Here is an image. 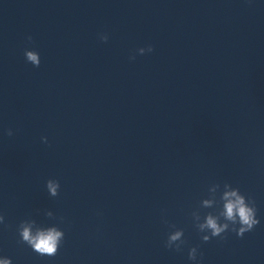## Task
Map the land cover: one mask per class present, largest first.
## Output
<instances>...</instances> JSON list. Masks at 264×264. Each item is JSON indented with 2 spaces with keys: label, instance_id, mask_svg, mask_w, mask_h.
<instances>
[{
  "label": "clouds",
  "instance_id": "clouds-1",
  "mask_svg": "<svg viewBox=\"0 0 264 264\" xmlns=\"http://www.w3.org/2000/svg\"><path fill=\"white\" fill-rule=\"evenodd\" d=\"M101 42H107L109 36L107 33L98 34ZM27 41L32 43L33 37L29 35ZM154 51V46L148 44L145 47L137 49L138 54H150ZM24 57L26 62L33 67L39 68L41 58L38 51L25 48ZM130 59L134 60L135 55ZM6 135L11 137L14 132L11 128L6 129ZM41 141L48 143L47 137H41ZM45 187L51 197L59 195L60 183L57 179L50 178L45 182ZM213 209L201 215V210ZM257 207L254 199L243 194L238 187H233L225 182L222 186L219 183L213 184L208 189L207 198L200 201L199 208L191 213L194 226L199 233H202V241L208 242L212 238H224L226 232H234L238 237H243L246 233L251 232L260 223L257 217ZM45 215L55 219L51 211H46ZM63 222V217L59 218ZM168 224L167 220H164ZM0 225H6L5 216L0 213ZM174 229L167 234L165 247L180 252L187 243L184 239L183 229L177 228L174 224L168 225ZM19 243L27 245L40 256H55L65 239V232L57 225L42 226L37 224L36 220L26 218L19 222L17 226ZM188 259L198 262V249L191 247L188 250ZM0 264H12L10 257H0Z\"/></svg>",
  "mask_w": 264,
  "mask_h": 264
}]
</instances>
